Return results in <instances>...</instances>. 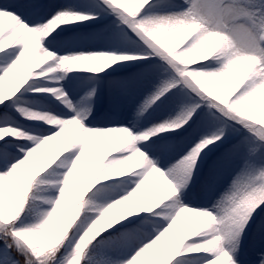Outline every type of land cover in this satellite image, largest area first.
Segmentation results:
<instances>
[{
	"label": "snow or ice",
	"instance_id": "obj_1",
	"mask_svg": "<svg viewBox=\"0 0 264 264\" xmlns=\"http://www.w3.org/2000/svg\"><path fill=\"white\" fill-rule=\"evenodd\" d=\"M0 264H264V0H0Z\"/></svg>",
	"mask_w": 264,
	"mask_h": 264
},
{
	"label": "rangeland",
	"instance_id": "obj_2",
	"mask_svg": "<svg viewBox=\"0 0 264 264\" xmlns=\"http://www.w3.org/2000/svg\"><path fill=\"white\" fill-rule=\"evenodd\" d=\"M190 238H194V237H190Z\"/></svg>",
	"mask_w": 264,
	"mask_h": 264
}]
</instances>
